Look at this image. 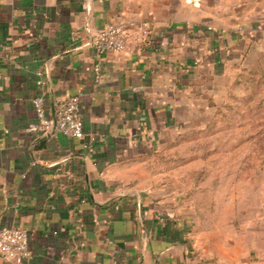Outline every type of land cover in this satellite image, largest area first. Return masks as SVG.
<instances>
[{"label":"crops","instance_id":"crops-1","mask_svg":"<svg viewBox=\"0 0 264 264\" xmlns=\"http://www.w3.org/2000/svg\"><path fill=\"white\" fill-rule=\"evenodd\" d=\"M114 21L132 37L99 56L93 38ZM142 21L148 45L133 39ZM263 54L264 0H0V227L27 229L33 251L2 264H217L144 158ZM38 72L49 114L79 96L84 138L29 130Z\"/></svg>","mask_w":264,"mask_h":264},{"label":"rangeland","instance_id":"rangeland-1","mask_svg":"<svg viewBox=\"0 0 264 264\" xmlns=\"http://www.w3.org/2000/svg\"><path fill=\"white\" fill-rule=\"evenodd\" d=\"M260 58L227 73L204 111L146 165L181 196L194 251L217 264L264 256Z\"/></svg>","mask_w":264,"mask_h":264},{"label":"built area","instance_id":"built-area-1","mask_svg":"<svg viewBox=\"0 0 264 264\" xmlns=\"http://www.w3.org/2000/svg\"><path fill=\"white\" fill-rule=\"evenodd\" d=\"M151 26L149 22L142 21L134 26L133 39L140 45H148L151 42ZM129 29L122 21L110 22L101 28L93 38V47L97 55L101 56L106 52H120L126 48L131 39ZM8 50L9 44L2 45ZM97 79L102 74V63L99 61L94 66ZM37 84L42 91L33 98V105L36 111V120L31 123L29 130L37 131L43 135L53 132L63 133L72 138H84V119L79 96H69L58 102L51 114L48 113L46 94L44 92L45 80L42 72ZM33 256L30 235L27 229L17 226L0 227V264L4 261L24 260Z\"/></svg>","mask_w":264,"mask_h":264},{"label":"trees","instance_id":"trees-1","mask_svg":"<svg viewBox=\"0 0 264 264\" xmlns=\"http://www.w3.org/2000/svg\"><path fill=\"white\" fill-rule=\"evenodd\" d=\"M263 63H264V54L261 56L260 61H259V64H260V65L263 64ZM157 154H158V152L156 151V152H153V153H150L149 155H147V156L144 158V161H146V165H148V164H147V161H149L151 157H154V156L157 157Z\"/></svg>","mask_w":264,"mask_h":264}]
</instances>
